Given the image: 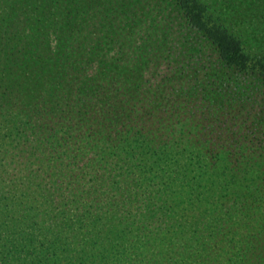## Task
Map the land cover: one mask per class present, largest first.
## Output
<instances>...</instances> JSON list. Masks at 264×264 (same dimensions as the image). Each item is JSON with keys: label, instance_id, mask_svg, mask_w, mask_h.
Wrapping results in <instances>:
<instances>
[{"label": "trees", "instance_id": "trees-1", "mask_svg": "<svg viewBox=\"0 0 264 264\" xmlns=\"http://www.w3.org/2000/svg\"><path fill=\"white\" fill-rule=\"evenodd\" d=\"M112 2L0 0L38 203L1 214L0 264H215L264 198V0Z\"/></svg>", "mask_w": 264, "mask_h": 264}, {"label": "rangeland", "instance_id": "rangeland-1", "mask_svg": "<svg viewBox=\"0 0 264 264\" xmlns=\"http://www.w3.org/2000/svg\"><path fill=\"white\" fill-rule=\"evenodd\" d=\"M115 0H86L92 5H102ZM129 2L130 0H116V2ZM150 3L151 0H138V2ZM112 2V3H114ZM23 130V129H22ZM21 139H15L9 132L0 130V236L6 237V230L14 229L15 218L11 214L2 216L7 211L18 212V208L23 209L31 206H38L36 201H27L23 191V180L25 186L28 184V174L25 167L23 155L18 144ZM30 181V180H29ZM31 184V183H30ZM32 187V185H31ZM33 189V187H32ZM22 194L21 197L19 195ZM244 211H236L232 219H229L230 226L235 228L231 236L223 240L225 248L218 262L215 264H264V198L257 206L253 207L247 218V222L242 223L240 215ZM13 213V215H14ZM226 216L221 214L220 217ZM218 228H225L226 224H216ZM26 227V226H25ZM5 241V239H2ZM206 264L207 260H206Z\"/></svg>", "mask_w": 264, "mask_h": 264}]
</instances>
